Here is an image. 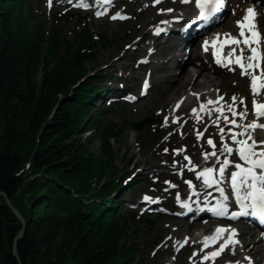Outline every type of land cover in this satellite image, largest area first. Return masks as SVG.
<instances>
[{
    "label": "trees",
    "instance_id": "1",
    "mask_svg": "<svg viewBox=\"0 0 264 264\" xmlns=\"http://www.w3.org/2000/svg\"><path fill=\"white\" fill-rule=\"evenodd\" d=\"M80 16L58 11L49 29L30 0H0V192L27 221L23 264H145L138 240L157 221L125 208L141 180L117 176L113 141L124 133L115 110L93 105L100 87L88 64L110 40L88 24L70 38L63 22ZM22 227L0 196V264H19Z\"/></svg>",
    "mask_w": 264,
    "mask_h": 264
},
{
    "label": "rangeland",
    "instance_id": "2",
    "mask_svg": "<svg viewBox=\"0 0 264 264\" xmlns=\"http://www.w3.org/2000/svg\"><path fill=\"white\" fill-rule=\"evenodd\" d=\"M77 1L52 0L51 6H49L48 0H30V4L40 18L46 21L49 29L55 26V21L52 18L54 13L63 10L80 13L81 16L79 18L69 23L63 22L62 27H65V30L71 33L70 38H74L75 32L78 33L87 24L95 38L98 37L100 31L107 33L110 42L106 48H98L95 61L88 64L91 74L99 79L98 87H100V92L93 97V105L94 107L104 106L115 110L110 116V120L115 121L124 133L120 142L113 141L114 147L119 152L117 159L119 171L117 176L126 175L129 177L128 181L136 178L141 180L136 191L126 197L125 208H139L144 217L151 215L157 221L154 229L145 227L141 234L142 238L138 240L144 263L197 264L196 259L205 262L204 264L234 263L233 259L220 256L214 260L211 259L209 262L203 259L206 255L210 256L211 253L217 251L219 247L213 248L212 252L206 251L204 254L198 255L204 246L202 241L199 245H196L193 242L194 237L200 232L203 234L211 233L221 225L222 219L221 217L209 216L208 214H204L201 219H197L198 217L191 213L190 215H185V210L181 207V203L186 202L193 196L192 188L189 187L186 181L198 180L196 168L205 159L203 154H199L197 158H195V153L189 152V154L185 155L191 159V162L192 158L196 159L195 162H199L196 165H192L195 167V171H191L188 167V161L184 159L185 156L183 158L177 157L176 153L178 150L185 151L188 147L187 141L179 143V140L185 135L184 128L187 124V119L175 116L172 121L178 118V123H173L174 126L172 127L165 125L166 112L158 105L164 92V85L159 86L158 84L161 74L155 75L152 80H144L145 76H148V72L142 66L134 71H124L121 66L125 63V60L119 62L117 68L111 66L128 49H130L129 53L135 52L131 46L143 38L146 33L143 29L141 31L137 30L142 26V22L150 16L149 9L151 8L149 5H157L156 0H149L147 3H144L143 0H114V6L110 7L106 5L99 6L97 0H87L90 6L86 10L74 6L78 3ZM94 3L97 5L94 6ZM190 7L191 10L189 8L186 10L188 14H191L195 8L194 0L190 3ZM168 9L173 10L170 5L166 8V10ZM97 13L103 14L97 15ZM113 16L128 18L113 20L111 18ZM232 18L236 22L240 21V17H235L233 2L230 13L223 24H227ZM183 23L184 21L177 26V31L182 30ZM174 34L171 33L172 37L178 40L180 35ZM152 48V46L146 45L147 51ZM140 52L142 50L139 51V57L135 61L138 64H141L143 60L149 59L146 53L140 54ZM248 53L247 51V55ZM167 56H172V53H167L160 60H167ZM134 76H142V80L138 83L132 80ZM145 81H149L148 84L152 86L146 92L144 91ZM242 87L250 89V84H246L244 80L241 82L232 81L226 87V93L231 92L234 95L235 90ZM128 97H135V100L130 101ZM241 99L245 101L247 110L252 111L253 100L249 99L247 94H240ZM177 105L178 103L172 104L169 109H174ZM195 109L199 112L200 107ZM150 119L154 120V122L148 125L142 133L135 132L130 127L131 121L141 122ZM204 128H207L205 123L203 128L196 131V138L197 133L204 134ZM212 131L216 133L214 128ZM87 136L88 133L85 134V137ZM209 139L213 140L212 137H206V143ZM92 149L95 152H101L103 150L102 142L93 145ZM196 151H198V145ZM218 156L221 160V155ZM229 159L233 163L236 162L234 159ZM178 164L187 166V169H176L175 167ZM208 167L206 166L205 168ZM229 169L230 167L227 172ZM200 181L203 184V178ZM227 188H225V193L229 198V203L232 204L233 200L230 196V190ZM145 196L151 197L152 202L145 201ZM177 197H179V202ZM204 197L209 202L213 200L211 195H204ZM240 220H233L228 226L238 229L242 225L241 221H243ZM201 221L205 222L200 226L196 225L197 222ZM182 222L185 227L184 232L179 233L177 237H173L177 232L178 225ZM186 240L187 243H185ZM181 248L183 249L180 250ZM260 248H262L260 259L264 260V243L260 245ZM249 259L253 258L248 257V264L256 263L255 258L254 261L251 260L250 262Z\"/></svg>",
    "mask_w": 264,
    "mask_h": 264
},
{
    "label": "bare ground",
    "instance_id": "3",
    "mask_svg": "<svg viewBox=\"0 0 264 264\" xmlns=\"http://www.w3.org/2000/svg\"><path fill=\"white\" fill-rule=\"evenodd\" d=\"M143 1L144 3H147L149 0ZM85 3L90 6V3L87 0H85ZM102 3L103 2H100L99 6ZM262 3H264V1ZM93 5L96 6L97 4L94 3ZM169 5L173 8L172 12H168L166 10ZM149 7L151 8L149 9L150 16L142 22V26L139 27V29L137 30L141 31L143 29L146 31V33L143 38L139 39L131 46V48H133L135 52L129 53L130 49H128L111 66L117 68L119 62L123 60H125V63L121 66V68L124 71H134L142 66L143 69H147L146 71L148 72V76H145L144 80L153 79L155 75L161 74L158 84L159 86L164 85V92L162 95V99L160 100L158 105H160V107L163 108L166 112V117L168 118L167 127L174 126L172 119L175 116L187 119V124L184 128L185 135L182 136L183 138L179 140V143L187 141L188 147L185 151L177 154V157L183 158L185 155L189 154V152L195 153V158H197L199 154L211 153L213 151V148L206 143V137L213 138L217 155H221V134L219 132V128L214 124V121L220 114L216 111H212L211 115L209 116L208 114H206V112H198L202 119L197 122L195 116L193 115L192 109L200 107L201 104L206 105L208 109H214L216 107H219L220 105H224V115H227L229 119H231V113L227 111V105L232 103V97L235 96L237 98L235 108L237 112L244 111V105L240 104V94H247V97L253 100V94L252 92H250V89L248 87L237 88L235 90L234 95L231 94V92L226 93V87L230 82H241L244 80L246 84H250V79L247 76L242 77L240 68L234 63L228 65V67H221L217 65L215 63V58L212 55L213 48L211 46L209 47L208 52L203 51L202 48V45L205 40L209 41V44L211 45V42L216 39L217 34H221L220 39L217 41L216 44L217 51H220V44L224 40L223 34L230 33L231 36L239 38V28L237 26V22L234 21V19L232 18L225 25L223 23H219L217 25L208 26L205 20H198L197 22H195V24L203 25L205 23V25L207 26L204 25L205 27L202 28L201 31H204L201 32L200 37L195 41L194 47L191 50L190 54L183 60H179L183 47V45L180 44L179 41L183 39H174L172 35H169V33H167V28H172L174 29V32H177V26H179L182 21L187 22L189 19L194 18L193 16H189L186 11L188 8L189 10H191L190 3L183 4L180 2V0H161V2L157 3V5H149ZM234 8L235 17H240V21H242L244 16L246 15V9H254V12L256 13L254 22L257 25L256 30L259 31L262 38L261 51L262 53H264V7L261 5L252 4L250 2H247L246 0H235ZM163 21H168L169 23L164 24L162 23ZM183 26L184 24H182V27ZM157 28L166 30L162 31L159 35H156L155 30ZM246 35H248L247 32ZM146 45H150L153 48L147 51ZM235 47V45L225 46L222 49V59L227 60L229 58V52L232 48ZM240 47H244V45L241 44ZM140 50H142L140 54L146 53L149 58L148 60H145L146 62L145 64H143L144 66L142 65V63H135V61L139 57L138 55ZM170 52L172 53L171 57H169L165 61L160 60L164 55ZM236 55H239V48H237L236 50ZM249 55L250 53H248L247 55V49H245V63H247L246 58ZM232 59H235V57H232ZM229 68L234 69V71H230ZM132 80L137 81L139 83L142 80V76H134ZM219 97H223V100L220 101V105L207 104L209 100L216 101ZM175 103L179 104V108L175 107L174 109H169V106ZM247 111V119L239 120V118H237L238 123H248L254 119L253 110ZM204 123L207 124V128H204L205 130L203 129V137L198 140L196 138V131L203 128ZM220 127L224 128L225 133L223 143H228L229 146L234 147V145H232L231 138L228 135L229 128H231V125H226L222 117L220 118ZM213 128L216 133L212 131ZM232 131L238 132L240 131V129L232 128ZM254 138L257 140V142L264 141V131L257 130L254 134ZM197 145L198 151H196ZM221 157V161H223L225 159V155H221ZM228 158L236 160V162L234 163H242L239 160L238 155L235 154V152ZM195 161L196 159L192 158V165H196L199 163ZM206 166H209L214 169H218L220 167V165L216 163V159H214V156H211L210 159H208L207 161L203 160L201 163H199V166L196 168V172L203 170ZM175 168H183L184 170H186L187 166L178 164ZM234 170V167L230 166V169L228 172L226 171L225 176L227 177L228 173L229 176L230 173ZM192 184L194 186L192 190L195 191L196 195H193V197H191V200H188L186 202L191 205L194 215H198V213L200 214L201 211L199 209L205 207L209 209L210 207L215 206L216 202L221 198L220 193L216 190L215 186H213L212 188H205L200 179L192 181ZM220 186L225 189L226 187H228V184L226 182L224 184H221ZM227 189L231 190L229 187ZM211 192L212 194H210ZM204 195H211L213 200L211 202H208ZM184 210L185 213L188 211L185 208ZM229 210L230 212L238 211V208L236 207L233 209L229 203ZM221 219L224 225L220 227L234 229L233 227L227 226L233 220L227 218ZM203 222L205 221L197 222L196 225L200 226ZM241 224L242 225L238 229H234L238 233L236 239H238L239 244L235 245L234 248L230 246L222 253L220 257L233 259L235 264H248V257H252L253 259H249V262L251 260L254 261L255 258L256 264H264V260L260 259V254L262 253V248H260V245L264 243V231L258 230V228L253 226L248 220L241 221ZM184 228L185 227L183 226L182 222L178 225L177 232L174 234L173 237H177L179 233L184 232ZM217 228H215L209 234H203L202 232H200L199 234H197V236L194 237L193 242L196 245H199L200 242L203 241L206 237L214 235L215 230ZM227 235L228 233H225L222 238L226 239ZM220 244L221 239L217 243L212 244L209 247L201 250L198 255L204 254L206 251L212 252V249L220 247ZM210 260L211 259H209L208 262ZM196 261L197 264L205 263L201 262L200 259H196Z\"/></svg>",
    "mask_w": 264,
    "mask_h": 264
},
{
    "label": "snow or ice",
    "instance_id": "4",
    "mask_svg": "<svg viewBox=\"0 0 264 264\" xmlns=\"http://www.w3.org/2000/svg\"><path fill=\"white\" fill-rule=\"evenodd\" d=\"M98 3L103 2L105 4H110L111 0H97ZM161 0H156V3H160ZM183 4H189L192 0H180ZM49 6H51L52 0H48ZM226 5V0H195V7L199 10V18L201 20H206L213 14L221 11ZM74 6L87 9L89 5L85 3V0H79V3ZM168 12H172V9H168ZM103 13H97V15H102ZM255 16L253 8L246 9V15L242 21H237V26L239 28V38L231 36L230 33L223 34L224 40L220 44V51L216 50L217 41L220 39L221 34H217L215 40L209 44V41L205 40L202 48L203 51L208 52L209 47L213 48L212 55L215 58V63L221 67H228L230 64H236L241 70V76H247L250 79V89L253 94V117L254 119L248 123H238L239 120H246L248 116L247 106L243 99L240 100V104L244 105V111L237 112L236 108V97H232V103L227 105V111L231 113V119L227 115H224L225 106L220 105V101L223 97H219L216 101L209 100L208 105H220L214 109H208L206 105L201 104L199 112H206L209 116L212 111H216L220 115L214 121V124L219 128L221 134L222 147L220 149V154L225 155L223 161L217 155L215 150V144L213 140L209 139L207 141L208 145L213 148L211 153H204V159L207 161L210 156L216 157V163L220 165L218 169L211 167L204 168L197 173V179L203 178V184L205 188L216 187V190L220 193V199L216 202L215 206L210 207V211L213 215L221 218H227L231 220H237L240 217L253 216L256 217L260 223L264 224V141H259L254 138V134L257 130L264 131V53L261 51L262 38L255 24ZM115 19H127L128 17L123 16H113ZM162 23L168 24V21H163ZM164 29L157 28L155 34L159 35ZM246 32L248 35H246ZM243 38V39H240ZM243 44L244 47H240ZM228 45H235L229 52V58L227 60L222 59V49ZM255 45V46H253ZM239 48V55H236V50ZM250 53L246 58L247 63L244 62V51ZM235 57V59H232ZM146 62V61H145ZM230 71L234 69L229 68ZM258 73V74H257ZM149 87L148 82L145 81L144 91L146 92ZM143 94V93H142ZM130 101H134L135 97H128ZM179 108V105H177ZM193 115L195 116L197 122H199L202 117L199 115L197 109H192ZM223 118L226 125H231L229 128L228 135L231 138L232 145L229 146L227 143H223L225 138L224 128L220 127V118ZM173 123H178V118L172 121ZM168 123V118H165V125ZM232 128L240 129V131H232ZM202 133H197V139H201ZM167 151V150H165ZM178 150L176 154H179ZM235 152L238 155L239 160L242 163H233L228 157H230ZM188 161L189 170L195 171V167L192 166L191 159L188 156L184 157ZM232 166L234 171L230 173L228 177L225 176L227 169ZM231 189L234 196L235 205L238 211L229 210V198L225 194V189L221 187V184L226 183ZM190 188H194L191 181H186ZM174 187V186H173ZM193 195H196L193 191ZM144 200L147 202H152V198L145 196ZM179 202V197H177ZM181 207L192 211L191 205L187 202L181 203ZM203 211L204 209H199ZM225 233H228L227 238L224 243L220 245L219 249L210 256H205L204 260L216 259L221 254L228 249L230 246L235 247L239 244L238 233L234 229H227L224 227L217 228L214 235L206 237L203 241L204 248L209 247L212 244L217 243ZM187 243V240L185 241Z\"/></svg>",
    "mask_w": 264,
    "mask_h": 264
},
{
    "label": "water",
    "instance_id": "5",
    "mask_svg": "<svg viewBox=\"0 0 264 264\" xmlns=\"http://www.w3.org/2000/svg\"><path fill=\"white\" fill-rule=\"evenodd\" d=\"M0 196H4L6 198L7 205L12 209V211L15 213L16 217L21 221V223L23 225L22 229L19 231L17 237L15 238L14 245H13L14 256L16 257L19 264H23V262L20 258L19 252H18V244H19V241L25 236V233H26V226H27L26 218L23 217L21 212L16 208V206H14L11 199L4 192H0Z\"/></svg>",
    "mask_w": 264,
    "mask_h": 264
}]
</instances>
